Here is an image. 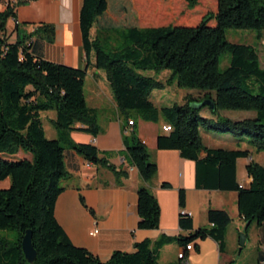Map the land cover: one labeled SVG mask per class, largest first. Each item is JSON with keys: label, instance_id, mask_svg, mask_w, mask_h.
<instances>
[{"label": "trees", "instance_id": "obj_1", "mask_svg": "<svg viewBox=\"0 0 264 264\" xmlns=\"http://www.w3.org/2000/svg\"><path fill=\"white\" fill-rule=\"evenodd\" d=\"M33 1L15 0L0 11V182L10 181L6 189H0V264H30L22 249L28 231L37 252L33 264H160L162 249L173 243L184 251L176 264H185L187 248L193 245L199 253V243L208 239L217 244L221 255L227 254L232 218L225 210L209 209L208 226L194 229L192 216L185 211V190L179 191V227L187 235L146 240L135 245V252L117 251L105 262L72 243L54 214L69 175L67 154L73 152L91 165L106 168L118 184L129 177V171L111 164L94 144L71 139L74 131L94 137L102 132L97 111L87 104V72L45 58V46L55 43L53 25L42 24L30 34H21L17 9ZM187 1L189 9L197 7L198 0ZM10 19L17 23L14 43L6 36ZM144 23L133 0H83L80 28L86 62L90 64L94 56V66L105 72L122 113L135 112L143 121L163 120L172 127L158 136L157 147L195 162L198 190L236 192L244 232L248 234L253 224L262 229L264 164L252 159L250 149L206 147L201 129L218 136L232 134L239 145L247 141L256 153H264V68L255 47L227 39L229 29L264 34V0H217L216 13L202 17L197 26L144 27ZM228 53L230 64L221 71L220 59ZM163 72L170 73L169 84L204 96L189 95L182 105L156 107L153 93L166 88L167 82L157 77ZM208 100L214 109L198 108L197 104ZM205 108L209 116L202 114ZM50 111L56 113L57 139L46 135L42 114ZM223 111L255 112L256 116L233 121L222 117ZM125 119L129 124L130 116ZM132 122L134 130L124 136L123 143L128 163L143 182L138 189V228L157 230L161 208L150 184L158 176V165L137 133V121ZM249 158L246 171L252 181L243 187L237 180V162ZM162 188L171 185L163 183ZM80 201L86 206L82 195ZM263 256L260 253L259 259Z\"/></svg>", "mask_w": 264, "mask_h": 264}, {"label": "crops", "instance_id": "obj_2", "mask_svg": "<svg viewBox=\"0 0 264 264\" xmlns=\"http://www.w3.org/2000/svg\"><path fill=\"white\" fill-rule=\"evenodd\" d=\"M14 2L15 0H0V11H4ZM82 4L83 0H36L17 9V20L22 27L20 30H24L26 34L34 32L42 24L53 25L56 31L55 43L45 46V58L54 63L85 70L86 81L92 77L94 85L91 86V90H85V94L88 106L98 113V124L102 132L94 137L82 131H74L71 133V139L76 143L94 144L103 155L107 156L111 164L128 170L129 177L118 184L117 178L111 171L91 165L75 153L69 152L66 156L68 179L63 183L65 190L59 196L54 209L57 222L75 246L89 250L105 262L114 252H135V245L146 240L155 242L164 235L169 237L187 235L179 227V191L185 190V211L192 216L194 229L208 226L209 209L225 210L232 221L235 220L234 218L238 221L236 228H228L227 239L231 237L236 245H239L238 240L240 241V234L244 230L241 225L243 220L238 211V194L198 190L195 162L183 159L179 152L161 151L157 147L158 136L164 132L163 126L166 125L164 121L146 122L137 114L134 117L131 113L127 115L122 113L113 91L108 86L109 83L106 84L108 81L105 72L97 70L94 66V56H91L90 64L86 62L80 28ZM15 26L16 21L10 19L6 36L11 43L17 40ZM188 96L181 94L179 104H184ZM153 102L156 107L162 108L165 104V96L161 92L157 94L154 92ZM46 115L50 116L48 123L53 125L56 113ZM126 116H130L131 121H137V133L147 144L151 157L158 165V176L150 184V189L161 208L160 228L157 230L138 228V189L143 182L138 170L128 163L125 154L123 138L134 130L133 126L127 123ZM55 135H58L57 131ZM201 135L206 147L214 149L221 148L218 147L220 141L215 142L216 140L225 139V136H218L215 132H207L205 129H201ZM250 151L254 153V150ZM250 161L251 158L239 159L237 162V180L243 187L249 186L252 181L246 171ZM163 183H169L171 188L163 189ZM9 185V180L4 181L0 183V188ZM80 195L84 197L86 206L80 201ZM95 230L99 233L91 236ZM254 230V243L258 245L261 242V247L264 249V227L259 229L256 225ZM210 241L212 240L208 239L199 243V253L195 250L189 252V259L185 264H202L206 243H210L219 256L218 264H228L234 260L227 254L221 255L217 244ZM182 252H184L183 247L176 243L167 245L161 251L159 263L176 264ZM258 264H264V259H258Z\"/></svg>", "mask_w": 264, "mask_h": 264}, {"label": "rangeland", "instance_id": "obj_3", "mask_svg": "<svg viewBox=\"0 0 264 264\" xmlns=\"http://www.w3.org/2000/svg\"><path fill=\"white\" fill-rule=\"evenodd\" d=\"M140 15L144 20V27H160V26H178V25H186V26H197L202 17L209 13H216L217 11V0H198L197 7L195 9H189L187 0H169L164 2L162 0H133ZM22 29V27H21ZM119 32H127L124 29H117ZM104 32V31H102ZM107 32V31H106ZM113 32V31H112ZM26 32L24 30L21 31V34L24 35ZM112 34H116L113 32ZM227 39L231 43L236 44H247L255 47V49L259 53V59L262 68H264V34L259 36L257 31H249V30H237V29H229L227 31ZM231 55L224 54L220 59V70L224 71L230 64ZM151 75H154L151 73ZM161 81L167 82L170 73L163 72L157 76ZM108 84V82H106ZM94 85V81L92 77H89L85 83V90H91V86ZM109 86V85H108ZM110 90V89H109ZM161 92L163 96H165V104L164 107H170L174 104L181 103V94L183 96L190 95V98L202 99L204 96L203 93H200L198 90H189V89H181L177 86L176 83L169 84L166 83V88L164 90H157L155 93ZM169 92V94H168ZM169 95V96H167ZM186 100V99H185ZM201 104V103H199ZM197 104V105H199ZM55 112H47L44 113L43 122L46 130V135L49 139H57L58 135H55L57 131L54 125H50L48 123L50 121V116L46 114H50ZM210 110L205 108L202 114H209ZM131 114L136 117L135 112H131ZM222 117L229 118L233 121H242L249 118H254L256 116L255 112H247V111H223L221 112ZM207 132L208 128L202 127ZM221 136H225L220 134ZM238 138L233 136L232 134H228L225 139L216 140L220 141L221 147L220 149H228V150H246L253 149L248 143L241 142L238 144ZM239 145V146H238ZM254 150V149H253ZM253 157L256 162L264 164V153H256L254 151ZM1 183V182H0ZM7 187H1L0 189H6ZM231 222L230 228L237 227V220ZM242 230H245L246 223H242ZM256 224H253L249 228V232L247 234V242L245 247L241 250L240 241L238 240V244L233 238L229 237L227 239L228 251L227 255L231 256L234 260V264H258V259L260 253L264 252V249L261 247V242L258 245L254 243ZM232 230V229H231ZM228 233V232H227ZM213 242V241H210ZM219 256L216 254L214 248L210 245V243H206L203 249V258L202 264H218Z\"/></svg>", "mask_w": 264, "mask_h": 264}, {"label": "water", "instance_id": "obj_4", "mask_svg": "<svg viewBox=\"0 0 264 264\" xmlns=\"http://www.w3.org/2000/svg\"><path fill=\"white\" fill-rule=\"evenodd\" d=\"M203 106L211 107L212 109H214V104L210 100L204 101L202 104H199L198 108H202ZM246 242H247V234L245 232H242L240 234V248H241V250L245 247ZM22 249H23V252L25 254L27 261L30 264H33L37 259V252L33 246L31 231H28L27 234L25 235V237L22 241Z\"/></svg>", "mask_w": 264, "mask_h": 264}, {"label": "built area", "instance_id": "obj_5", "mask_svg": "<svg viewBox=\"0 0 264 264\" xmlns=\"http://www.w3.org/2000/svg\"><path fill=\"white\" fill-rule=\"evenodd\" d=\"M16 24H17V23H16ZM129 125L132 126V125H133V122L130 121V122H129ZM163 131H164L165 133H169V132L172 131V127H170V126H168V125H165V126H163ZM98 233H99V231H98V230H95L94 232L91 233V236H96ZM193 250H194V247H193V245H191V251H193ZM183 256H184V252H182V253L179 255V259H182Z\"/></svg>", "mask_w": 264, "mask_h": 264}, {"label": "bare ground", "instance_id": "obj_6", "mask_svg": "<svg viewBox=\"0 0 264 264\" xmlns=\"http://www.w3.org/2000/svg\"><path fill=\"white\" fill-rule=\"evenodd\" d=\"M187 250H188L189 252H191V247H188Z\"/></svg>", "mask_w": 264, "mask_h": 264}]
</instances>
